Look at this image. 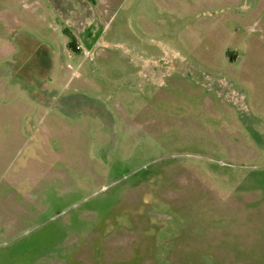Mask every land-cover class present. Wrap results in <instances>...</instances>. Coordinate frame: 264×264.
I'll use <instances>...</instances> for the list:
<instances>
[{"label":"rangeland","instance_id":"1","mask_svg":"<svg viewBox=\"0 0 264 264\" xmlns=\"http://www.w3.org/2000/svg\"><path fill=\"white\" fill-rule=\"evenodd\" d=\"M0 264H264V0H0Z\"/></svg>","mask_w":264,"mask_h":264},{"label":"trees","instance_id":"2","mask_svg":"<svg viewBox=\"0 0 264 264\" xmlns=\"http://www.w3.org/2000/svg\"><path fill=\"white\" fill-rule=\"evenodd\" d=\"M65 34H66V36L68 37V39H69V44H68V46H69V48L71 49V50H73V51H76L77 49V46H76V44H75V36H74V34H72V32L69 30V29H66L65 30Z\"/></svg>","mask_w":264,"mask_h":264},{"label":"built area","instance_id":"3","mask_svg":"<svg viewBox=\"0 0 264 264\" xmlns=\"http://www.w3.org/2000/svg\"><path fill=\"white\" fill-rule=\"evenodd\" d=\"M79 48V47H78Z\"/></svg>","mask_w":264,"mask_h":264}]
</instances>
